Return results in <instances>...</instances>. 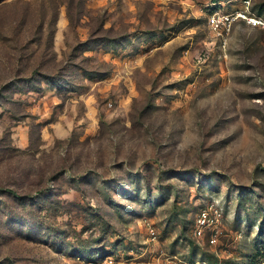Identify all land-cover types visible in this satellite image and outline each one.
I'll use <instances>...</instances> for the list:
<instances>
[{
	"label": "rangeland",
	"instance_id": "obj_1",
	"mask_svg": "<svg viewBox=\"0 0 264 264\" xmlns=\"http://www.w3.org/2000/svg\"><path fill=\"white\" fill-rule=\"evenodd\" d=\"M208 3L0 0V264H264V29Z\"/></svg>",
	"mask_w": 264,
	"mask_h": 264
},
{
	"label": "built area",
	"instance_id": "obj_2",
	"mask_svg": "<svg viewBox=\"0 0 264 264\" xmlns=\"http://www.w3.org/2000/svg\"><path fill=\"white\" fill-rule=\"evenodd\" d=\"M237 1H239L237 3ZM255 0H209L206 11L207 24L215 34L226 35L231 32L237 22H244L251 27L264 29V16L254 8ZM220 220L219 207L207 205L200 209L195 232L198 236L205 233V230L214 229ZM152 230V229H151ZM182 260H169L167 263L159 264H186ZM147 264H156L153 261Z\"/></svg>",
	"mask_w": 264,
	"mask_h": 264
},
{
	"label": "trees",
	"instance_id": "obj_3",
	"mask_svg": "<svg viewBox=\"0 0 264 264\" xmlns=\"http://www.w3.org/2000/svg\"><path fill=\"white\" fill-rule=\"evenodd\" d=\"M254 8L258 10V13L263 14L264 13V1H260L254 4Z\"/></svg>",
	"mask_w": 264,
	"mask_h": 264
}]
</instances>
